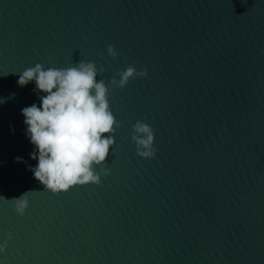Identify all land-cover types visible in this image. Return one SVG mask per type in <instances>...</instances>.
<instances>
[{
    "label": "water",
    "instance_id": "95a60500",
    "mask_svg": "<svg viewBox=\"0 0 264 264\" xmlns=\"http://www.w3.org/2000/svg\"><path fill=\"white\" fill-rule=\"evenodd\" d=\"M80 59L106 80L130 63L147 76L110 91L109 173L52 193L26 168L20 109L38 99L16 80ZM13 92L0 103L4 264H264V0H0V97ZM137 119L152 159L130 140ZM28 190L19 215L6 199Z\"/></svg>",
    "mask_w": 264,
    "mask_h": 264
},
{
    "label": "clouds",
    "instance_id": "9594fccd",
    "mask_svg": "<svg viewBox=\"0 0 264 264\" xmlns=\"http://www.w3.org/2000/svg\"><path fill=\"white\" fill-rule=\"evenodd\" d=\"M107 56L116 58L114 46L106 47ZM103 65L80 59L67 67H50L41 63L24 68L16 80L23 87L32 83L38 103L20 109L23 117V133L32 146L29 157L34 165L26 168L42 186L41 190L57 193L74 185L99 184L101 177L109 173L106 157L114 145L115 131L121 124L115 119L109 103L112 89H123L130 80L145 78L146 68L134 63L107 80L101 75ZM6 75V74H5ZM118 77V78H117ZM9 97H0V103ZM107 133V135H103ZM140 158L152 159L156 153L154 131L150 124L137 119L129 133ZM23 161V157H14ZM26 163V162H25ZM28 190L11 199L14 210L23 215L28 205ZM11 234L0 242V253H4ZM0 264H4L0 260Z\"/></svg>",
    "mask_w": 264,
    "mask_h": 264
},
{
    "label": "snow or ice",
    "instance_id": "6c2138e0",
    "mask_svg": "<svg viewBox=\"0 0 264 264\" xmlns=\"http://www.w3.org/2000/svg\"><path fill=\"white\" fill-rule=\"evenodd\" d=\"M114 115V114H113Z\"/></svg>",
    "mask_w": 264,
    "mask_h": 264
}]
</instances>
